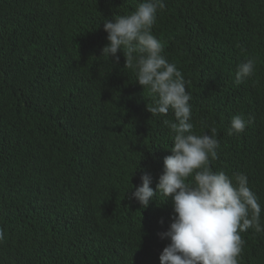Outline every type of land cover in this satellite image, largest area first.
<instances>
[{
	"label": "trees",
	"instance_id": "16d2710c",
	"mask_svg": "<svg viewBox=\"0 0 264 264\" xmlns=\"http://www.w3.org/2000/svg\"><path fill=\"white\" fill-rule=\"evenodd\" d=\"M142 2L0 0V264H160L172 202L129 197L145 172L156 189L175 117L147 111L156 97L122 50L102 55L103 22ZM163 2L152 34L186 81L193 132L217 129L210 167L247 176L264 226V0ZM236 115L250 122L229 135ZM241 237L239 264H264V232Z\"/></svg>",
	"mask_w": 264,
	"mask_h": 264
},
{
	"label": "clouds",
	"instance_id": "9594fccd",
	"mask_svg": "<svg viewBox=\"0 0 264 264\" xmlns=\"http://www.w3.org/2000/svg\"><path fill=\"white\" fill-rule=\"evenodd\" d=\"M164 8L163 0H144L131 14L103 22L108 43L102 55L118 64L117 53L122 50L124 67L135 70L136 83L156 97L147 111L151 116H166L171 110L176 121L165 120L174 138L156 189L150 187L152 176L145 172L129 198L143 209L154 202L157 193L172 202L171 222L166 231L158 233L160 239L169 241L159 256L160 264H239L245 243L241 233L249 229L264 232L261 205L246 175L235 174L233 179L210 167V161L218 158L217 129L194 134L186 81L162 55L164 45L152 34L157 11ZM255 63L250 58L237 66L236 84L254 75ZM249 122L233 116L228 134L243 133ZM4 238L0 229V241Z\"/></svg>",
	"mask_w": 264,
	"mask_h": 264
}]
</instances>
